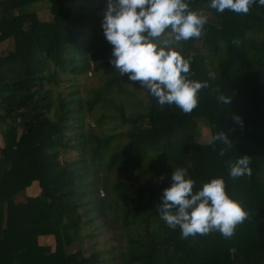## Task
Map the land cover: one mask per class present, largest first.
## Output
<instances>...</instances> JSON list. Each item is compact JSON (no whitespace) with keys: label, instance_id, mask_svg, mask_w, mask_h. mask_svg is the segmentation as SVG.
Here are the masks:
<instances>
[{"label":"trees","instance_id":"16d2710c","mask_svg":"<svg viewBox=\"0 0 264 264\" xmlns=\"http://www.w3.org/2000/svg\"><path fill=\"white\" fill-rule=\"evenodd\" d=\"M186 2L208 17L199 38L173 45L190 60L188 79L208 83L191 113L161 106L110 63L107 0H0V41H11L0 53V264H264V12L247 22L211 0ZM88 70L97 83L82 95L57 88L62 74ZM198 121L207 142L194 140ZM222 131L233 139L224 156L211 140ZM243 155L251 175L232 178L228 162ZM178 168L194 191L223 178L249 213L230 238H182L161 219ZM103 232L113 243L102 245ZM46 235L53 247L39 241ZM80 239L87 254L68 249Z\"/></svg>","mask_w":264,"mask_h":264},{"label":"clouds","instance_id":"9594fccd","mask_svg":"<svg viewBox=\"0 0 264 264\" xmlns=\"http://www.w3.org/2000/svg\"><path fill=\"white\" fill-rule=\"evenodd\" d=\"M256 2L211 0L209 7L220 13L227 9L247 14ZM258 3L264 6V0ZM207 21L204 11L190 9L186 0H107L102 28L113 46L110 63L120 76L127 75L130 81L147 88L161 106L175 104L184 113H191L198 106V93L208 83L188 79L190 60L173 45L199 38ZM231 99L219 96L225 105H230ZM233 118L242 125L239 116ZM211 140L226 146L220 149V156L233 147V139L225 131ZM250 163L248 155L234 163L229 161L230 176L251 175ZM171 179L157 209L170 228L179 226L182 238L214 231L230 238L236 227L248 219L249 213L241 203L229 196L223 178H212L198 191H194L195 181L187 177L183 168L175 169Z\"/></svg>","mask_w":264,"mask_h":264},{"label":"rangeland","instance_id":"374dc122","mask_svg":"<svg viewBox=\"0 0 264 264\" xmlns=\"http://www.w3.org/2000/svg\"><path fill=\"white\" fill-rule=\"evenodd\" d=\"M35 12L38 18L40 19H48L50 14L46 7L43 6H34ZM215 12H217L215 9H213ZM257 11L258 13L264 12V6L260 5L258 3V0L255 4H253L247 14H238L230 10H225L223 13L218 12L219 14H222L225 17H234L239 16L240 18H243L245 21L250 22L251 15L255 14L253 12ZM249 24V23H248ZM197 44V43H196ZM11 47V41L8 39L0 41V53L1 51L7 50ZM202 52V51H201ZM63 80L58 85V89L61 90L64 93H67L69 90L74 89L77 91L78 94L82 95L85 92V89L88 86H95L97 81L95 77L91 74V72L86 71L85 73L78 74L74 76L73 78L67 79L66 74L61 75ZM70 83H72L70 85ZM198 129L196 130V133L194 134V140H198L201 142H207L209 141V135H208V127L203 121H198ZM91 125V124H90ZM92 126V125H91ZM93 127V126H92ZM2 130L3 125L0 124V145H2ZM26 193L29 195H34L38 191V185L36 180H32L26 187H25ZM40 242L48 243L53 247V237L52 235H46L42 236L41 238H38ZM98 240L102 241V245H109L110 243H113V241L109 238V233L103 232L98 236ZM68 249L70 251L75 249H80L84 254H87L86 250V243L84 239L75 240L72 241Z\"/></svg>","mask_w":264,"mask_h":264}]
</instances>
